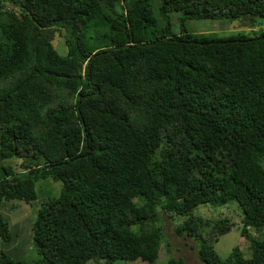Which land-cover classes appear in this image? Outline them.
<instances>
[{
	"label": "trees",
	"instance_id": "1",
	"mask_svg": "<svg viewBox=\"0 0 264 264\" xmlns=\"http://www.w3.org/2000/svg\"><path fill=\"white\" fill-rule=\"evenodd\" d=\"M256 18L264 0H0V159L23 170L1 167L0 205L60 184L35 212L37 258L0 264H158L163 219L201 264H264V32L184 29ZM222 206L240 212L201 216ZM232 227L248 258L215 253Z\"/></svg>",
	"mask_w": 264,
	"mask_h": 264
},
{
	"label": "rangeland",
	"instance_id": "2",
	"mask_svg": "<svg viewBox=\"0 0 264 264\" xmlns=\"http://www.w3.org/2000/svg\"><path fill=\"white\" fill-rule=\"evenodd\" d=\"M122 4V0H120ZM156 20H159L158 15L153 12ZM179 14H170V30L174 34L179 31V26L175 22V18ZM159 23V22H158ZM240 20H188L184 23V29L192 34H209L215 37H227L236 33H244L248 36L264 32V19L256 18L252 25L241 26ZM55 39V38H54ZM59 40V41H57ZM53 40L52 46L56 49L58 54L63 55L65 48L60 39ZM20 160L12 157L7 159H0V177L3 176L1 167H9L14 173L20 174L23 170L20 168ZM60 184L52 182L50 179L37 180L34 183V191L36 198L31 203H24L22 201L13 200L6 201L0 205V217L7 222L8 232L10 234V241L4 242L0 239V253L6 254L14 261H24L30 263L34 261L37 256L32 246L31 241V227L35 218L36 209L39 208L40 203L54 198L58 195ZM229 207L233 206L231 203ZM224 207H217L211 209L207 215H203L204 208L198 207L194 210V214L201 216H219L223 212L229 218H234L239 210L235 206L229 209V212L222 211ZM182 221V217H177L176 222ZM175 225V224H174ZM174 225L171 221L163 219L161 226L162 244L160 245L156 263L164 264L169 257L181 258L186 264H201L195 254L194 242L187 238L177 237L173 233ZM247 242L239 235L238 230L232 227L231 230L220 237L216 243L213 244V249L220 259H225L230 254L231 250L237 247L245 258L249 257V250L247 249ZM93 264V263H87ZM114 264H145L139 260L134 262L115 261Z\"/></svg>",
	"mask_w": 264,
	"mask_h": 264
},
{
	"label": "crops",
	"instance_id": "3",
	"mask_svg": "<svg viewBox=\"0 0 264 264\" xmlns=\"http://www.w3.org/2000/svg\"><path fill=\"white\" fill-rule=\"evenodd\" d=\"M3 176L0 177V180L2 179Z\"/></svg>",
	"mask_w": 264,
	"mask_h": 264
}]
</instances>
